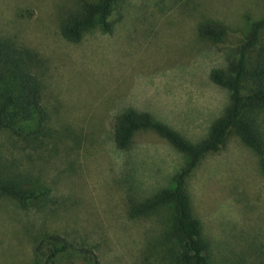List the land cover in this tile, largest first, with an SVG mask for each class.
Segmentation results:
<instances>
[{"label": "rangeland", "instance_id": "1", "mask_svg": "<svg viewBox=\"0 0 264 264\" xmlns=\"http://www.w3.org/2000/svg\"><path fill=\"white\" fill-rule=\"evenodd\" d=\"M76 1L0 0V38L13 37L42 58L38 72L56 135L35 151L0 133L2 156L16 159L19 170L33 168L50 188L42 209L0 199V264H36L44 232L91 248L98 264H168L167 209L130 218L128 197L172 186L186 156L152 129L119 150L115 118L133 108L194 143L205 138L228 103L210 73L264 17V0H118L110 33L97 28L72 42L59 27ZM207 24L223 29L224 40L201 37ZM256 126L264 138V108ZM187 191L215 264H264V175L258 154L236 133L204 157ZM72 262L91 264L74 253L57 260Z\"/></svg>", "mask_w": 264, "mask_h": 264}, {"label": "trees", "instance_id": "2", "mask_svg": "<svg viewBox=\"0 0 264 264\" xmlns=\"http://www.w3.org/2000/svg\"><path fill=\"white\" fill-rule=\"evenodd\" d=\"M117 1L77 0L64 15L61 36L77 42L97 28L110 33ZM198 33L215 40H224L225 36L223 29L210 24L201 25ZM41 63L34 49L13 37L0 38V133L23 150L42 149L48 138L56 136L49 128L50 114L44 104L43 80L38 72ZM210 78L228 91V103L206 137L198 142L145 111L128 108L115 118L114 141L119 150L131 146L137 131L152 129L186 156L185 164L173 175L172 186L142 199L128 197L130 218L167 209L168 236L174 244L168 264H215L212 244L204 237L200 219L193 215L187 191L188 177L205 156L221 151L229 136L236 133L258 154L264 175V138L256 126V113L264 108V17L250 23L248 33L227 56L226 64L213 69ZM17 167L16 159H5L0 151V199L12 198L23 208H45L50 188L44 179L33 168ZM35 253L36 264H57L61 255L69 257L73 253L88 263H99L91 248L77 246L56 232L38 236Z\"/></svg>", "mask_w": 264, "mask_h": 264}]
</instances>
